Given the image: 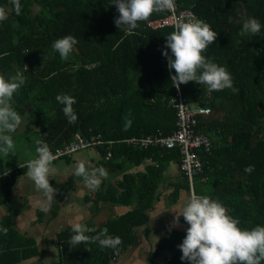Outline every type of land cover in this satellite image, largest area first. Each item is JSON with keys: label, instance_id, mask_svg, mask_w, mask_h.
<instances>
[{"label": "trees", "instance_id": "trees-1", "mask_svg": "<svg viewBox=\"0 0 264 264\" xmlns=\"http://www.w3.org/2000/svg\"><path fill=\"white\" fill-rule=\"evenodd\" d=\"M112 2L20 0L17 15L13 0H0L8 12L7 19L0 22V74L6 79L17 73L24 77L12 98V107L24 118V134L36 133V142H45L49 149L77 136L91 139L98 135L105 144L96 146L92 167L102 166L114 174L123 172L105 190L100 185L93 191L95 197L84 198L94 204L105 198L112 204L132 205L120 215L87 225L96 232L86 235L107 228L110 235L119 236L122 243L117 249L101 248L98 242L71 247L72 227H65L50 240L59 251L58 258L41 264H112L119 259L137 242L138 230L148 234V209L159 197V184L160 189L165 185L167 164L178 166L177 149L139 148L123 142L131 136L167 134L174 127L175 110L170 99L175 87L170 75L175 71L168 69L167 58L162 55L165 37L173 29L146 25L148 20L164 15L163 11L153 12L131 32L126 26L118 29L114 19L119 13ZM175 3L192 10L197 19L218 33L203 54L227 68L237 89L209 93L205 85L195 82L179 86L186 101L209 109L196 116L195 131L207 135L212 147L209 154L200 152L203 171L195 177V191L222 203L227 214L239 220L240 228L264 226V0ZM250 17L260 22V34L239 35L243 22ZM65 35L74 36L78 44L67 59H61L52 44ZM167 51L171 56L170 49ZM60 94L75 98V123L68 122L64 105L57 102ZM106 147L110 150L107 159ZM73 154L61 158L68 162ZM144 162L143 169L135 173L124 171L127 164L135 167ZM249 165L253 170L246 172ZM25 168L6 169L0 156V205H8V211L12 184ZM60 188L63 192L65 185ZM181 192L188 196L185 176L179 171L172 181L169 200L178 202ZM12 214L8 212L0 220V229L7 228L6 235L0 231V264H18L39 253L32 237L10 226ZM179 224L181 228L172 227L170 232V225L161 226L162 234L150 247L144 264H154L161 252L162 264H189L180 259L182 253L177 247L188 226L182 216Z\"/></svg>", "mask_w": 264, "mask_h": 264}, {"label": "clouds", "instance_id": "clouds-1", "mask_svg": "<svg viewBox=\"0 0 264 264\" xmlns=\"http://www.w3.org/2000/svg\"><path fill=\"white\" fill-rule=\"evenodd\" d=\"M119 16L114 19L116 27L126 26L129 32L139 26L140 21H145L155 11L172 10L175 0H113ZM14 11L17 15L21 12L20 0H13ZM7 9L0 6V22L7 19ZM261 32V24L256 18H248L243 22L239 35H257ZM218 33L212 30L210 24L197 19L176 18L174 30L165 37V48L162 55L167 58V67L174 70L175 75H170L171 83L179 88L182 84L195 82L206 86L209 93L231 89L233 78L226 67L220 66L203 53L209 45L214 44ZM78 40L72 35H65L56 39L52 48L58 52L61 59H67ZM168 49L171 50L169 56ZM28 51L25 50V54ZM27 69V66L25 65ZM24 83L21 73L6 79L0 74V153L8 156L14 149L12 133L20 126L21 116L12 107V98ZM58 103L64 105L62 111L69 123H75L77 116L73 105L74 97L67 94L57 95ZM130 124V121H129ZM37 156L27 162V174L34 182L38 191H41L45 202L50 206L54 201L57 189L49 183L50 166L55 159L48 145L43 141H37ZM252 165L245 168L246 172L253 170ZM75 176L82 177L86 188L92 191L99 189L103 179H107L108 173L102 166L86 167L85 161H79L74 169ZM183 217L188 225L182 243L177 245L182 255V261L189 264H262L264 262V226L257 225L251 229L239 227V220L227 214L226 208L217 200L206 195H198L193 188L186 197L179 215L173 218L168 227L179 226V219ZM7 234V228L0 229ZM96 232L95 228L87 227L82 223L72 225L73 235L69 245L75 247L80 243H97L101 248L117 249L122 243L119 236H112L107 228L101 229L96 235L89 236L86 233ZM90 252V249H86Z\"/></svg>", "mask_w": 264, "mask_h": 264}, {"label": "crops", "instance_id": "crops-1", "mask_svg": "<svg viewBox=\"0 0 264 264\" xmlns=\"http://www.w3.org/2000/svg\"><path fill=\"white\" fill-rule=\"evenodd\" d=\"M23 121L24 118H22V122L15 132H25L26 127L23 124ZM90 150L94 151L93 148L88 150L84 149L79 151V154L76 156L73 155L71 157L69 162L71 163L72 170H70V172L63 171L60 173V175L66 176L62 183L57 186L58 197L55 199L54 194V201L51 202L50 206L47 202H45L42 192L36 189L31 178L29 176H21L23 172L26 171L25 169L22 173L17 175L16 180L11 187V197L9 204L10 211H8V205H0V220L4 218L8 212L10 214L13 213L10 226L14 227L19 232L32 237L39 249L38 255L23 260L18 264H41L56 261L59 251L55 243H52L50 240L51 238L55 237V234L59 230H63L65 227H72V225L77 222L86 226L88 224L96 225L99 222H103L112 216L120 215L130 209L128 205L112 204L108 199L105 198L101 200L98 199L96 204H94L92 201H86L84 198L86 195L95 197V193L85 187L82 177H77L73 173L76 164L81 160L85 161L86 167L88 168L94 165L97 154L96 151H94V153L92 152L93 156L90 155L88 153ZM145 163L147 162L135 167L127 164V166L124 168V171L135 173L136 171L143 169ZM23 165L26 164L21 163L15 167L18 168ZM52 168L53 167L50 166V173H53V176H49V180L51 178H53V180L56 179L58 174V171L52 170ZM7 169H11V167ZM122 172L123 171H121L119 174L107 172V179H103V182L101 183V189L105 190L106 186L113 183L114 179L119 177ZM178 176L179 169L177 164H167L166 170L164 171L165 185H162V188L160 189L159 184L157 189L159 197L154 201L152 208L148 209V224L150 230L146 236H144L142 232L138 230V239L134 246L144 247L148 244L152 247L162 234L161 226L166 224L165 219L167 216L165 215L171 213L169 215L174 218L176 214L178 215V213L181 212L182 207L186 202L187 193L181 192L178 197V202L176 203L171 202L168 198L172 181H174ZM51 182L49 181V183ZM63 185H65V190L62 192L60 187ZM38 199H40V202H38ZM164 202L166 203L164 204ZM62 211L64 212L63 215L61 213ZM104 212H106L105 215L107 214L108 216L110 213V216L106 217ZM56 223H59L60 225L55 226L53 230L49 225L52 226ZM155 230L160 231H158L157 237H153L154 234H152ZM132 248L130 250L127 249L126 252L129 251L130 255L135 256V251L132 250ZM156 259H158V261ZM159 261L160 254H158V256L154 259V264H158ZM119 262L121 263V261Z\"/></svg>", "mask_w": 264, "mask_h": 264}, {"label": "built area", "instance_id": "built-area-1", "mask_svg": "<svg viewBox=\"0 0 264 264\" xmlns=\"http://www.w3.org/2000/svg\"><path fill=\"white\" fill-rule=\"evenodd\" d=\"M162 11L164 15L147 21L146 25L149 28L157 29L170 26L174 30L176 18H197L192 10L187 8L181 9L176 3L174 9ZM170 105L175 110L174 127L170 133L164 134L162 132H157L155 134L131 136L123 139V142L132 147L139 148L154 146L177 149L179 153L178 168L185 176L188 185V195H190L191 190L194 188L195 177L200 175L203 171V162L200 159V152L209 154L212 147V142L207 135L195 131V125L197 124L196 116L198 114L208 113L209 109L186 101L182 97L179 88L176 87L175 94L170 99ZM107 143L110 142L108 141ZM100 144L103 145L105 143L98 135L91 139L77 136L75 140L50 150L54 154L55 159H58L70 156L74 152L86 148H93L97 152L96 146ZM105 150L106 155L104 158L107 159L110 156V150L108 147H106ZM196 194L205 195L201 193Z\"/></svg>", "mask_w": 264, "mask_h": 264}, {"label": "rangeland", "instance_id": "rangeland-1", "mask_svg": "<svg viewBox=\"0 0 264 264\" xmlns=\"http://www.w3.org/2000/svg\"><path fill=\"white\" fill-rule=\"evenodd\" d=\"M12 135V139H13V142H14V149L10 152V154L8 156H4L2 153H0V156L2 157L3 159V165H4V168H13L15 167L16 165H20L21 163L23 164H27V162L33 158H36L37 156V153H36V148L38 147L37 146V143H36V133H28V134H24V133H19V132H14L11 134ZM86 152V151H84ZM88 153L90 155H92V151H88ZM79 154L78 152L73 154V155H77ZM70 162L68 161L67 164H66V161L63 160V158H60V159H57V160H54L52 162V170H57L58 171V174H57V177L56 179L53 180V178H51L49 181L52 182L50 183V185L53 187V188H57V186L62 183V181L65 179V176L66 175H60L61 172L63 171H67V172H70V170H72V166H71V163L69 164ZM26 171L23 172V174L25 175H21V176H28L27 174V168H25ZM50 176H53V173H50ZM195 186H198L196 181H194V188ZM205 187V186H204ZM58 197V188H57V192L55 193V199H57ZM36 202V201H35ZM38 202H40V199H38ZM163 203V202H162ZM166 202H164L165 204ZM132 205H129V207H131ZM62 215H63V211L61 212ZM106 212H104V215H105ZM171 214V213H169ZM169 214H166L165 216L166 219H165V223L168 224V225H171L172 221H173V217H171V215ZM173 215V214H172ZM106 217H109L110 216V213H109V216L106 214L105 215ZM60 224L59 223H56L55 225H49L53 230L55 228V226H59ZM182 226H178L177 228H181ZM188 227V226H187ZM184 229V228H182ZM158 231L159 230H155L153 231L152 234L153 237H157L158 236ZM160 232V231H159ZM155 245V244H154ZM133 247V248H132ZM132 247H129L128 249L130 250L132 248V250H134V255H130L129 251L128 252H123V254L120 256L119 259H116L112 262V264H144L145 261H146V256L148 254V251L150 249V245H145L144 247H140V246H132ZM142 248V249H141ZM163 256H164V252H161L160 253V261L158 262V264H162L163 262ZM133 259V260H132ZM136 259V260H135ZM139 262H136L135 261H138ZM158 261V259H156ZM121 261V263L119 262Z\"/></svg>", "mask_w": 264, "mask_h": 264}]
</instances>
